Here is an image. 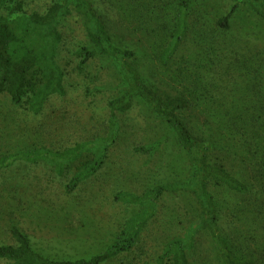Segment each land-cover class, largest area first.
<instances>
[{
    "label": "trees",
    "instance_id": "1",
    "mask_svg": "<svg viewBox=\"0 0 264 264\" xmlns=\"http://www.w3.org/2000/svg\"><path fill=\"white\" fill-rule=\"evenodd\" d=\"M225 1L53 0L40 11L30 10L29 0H0V93L27 116L46 122L49 103L66 96L70 63L64 65L62 55L70 50L66 27L71 20L80 24L85 37L80 52L75 53L81 57L79 73L101 56L122 85L117 96L103 101L110 112L105 133L74 143L48 144L38 137L32 144L7 147L0 154V180L5 176L0 193L17 191L21 184L19 194L11 199L52 212L82 211L107 217L116 215L119 206L135 211L103 252L75 260L51 258L12 223L13 242L0 244V259L7 264H105L133 256L131 264H149L151 259L153 264H192L189 252L197 236L206 233L223 264H264V227L256 232L259 235H244L233 217L220 208L212 190L221 188L242 196L247 213L253 215L252 225L264 222V92L262 97L255 93L242 100L241 108L233 109L235 98L224 102V109L229 106L232 114L222 119L226 123L217 128L218 136L214 132L210 136L202 129L207 121L202 109H209L211 102L210 80L194 78L189 63L179 62L182 49L190 43L191 55L198 50L203 54H196L195 60H209V69L218 75L225 76L226 70L241 63L259 71L264 79V0ZM246 8L252 12L243 15ZM143 40L150 44L149 51L138 46ZM224 84H218L222 86L218 94ZM138 101L169 126L192 171L187 179L159 184L144 193L114 195L104 173L123 134V116L133 112ZM59 114L53 119L51 113V122L39 124L37 132L46 127L52 140L62 141ZM219 115H215L216 123ZM77 123L72 120L70 125ZM135 151L152 155L155 150L140 145ZM12 170L19 174L16 185L7 179L8 174L2 176ZM180 193L196 199L197 219L155 253L149 231L159 217L160 202ZM231 239L239 246L252 241L251 250L258 258H239Z\"/></svg>",
    "mask_w": 264,
    "mask_h": 264
},
{
    "label": "rangeland",
    "instance_id": "2",
    "mask_svg": "<svg viewBox=\"0 0 264 264\" xmlns=\"http://www.w3.org/2000/svg\"><path fill=\"white\" fill-rule=\"evenodd\" d=\"M29 2L30 10L45 11L53 0H29ZM224 2L228 3L225 0ZM250 12L252 11L246 8L243 15ZM66 28L70 50H64L62 63L64 65L67 64L66 62L70 63L67 69V93L66 96L53 100L52 104L49 103L47 107L49 117L46 120V122H51V113L53 119L56 115H60L59 112L62 113L63 124L60 130H57L60 135L64 136L62 141L52 140L51 133L47 132L46 127L37 132L40 128L39 124L44 125L46 122L43 119L35 120L27 116L24 109L14 106L8 96L0 93V154L12 145L21 147L25 144H32L34 140L37 142L38 137H41L42 141L47 139L48 144L60 145L66 140L74 143L82 138L89 139L105 133L110 112L106 105L104 106L103 101L119 94L122 88L120 77L114 68L106 65L101 56L89 61L83 73H79L81 57L80 55L77 57L75 53L78 49L80 52V41L85 40L84 33L80 24L75 20H71ZM146 41L143 40V43L138 45L143 51H149L150 44ZM192 47L188 43L182 49L179 62L182 65L189 63L194 78L206 76L210 80L208 86L211 102L209 109L205 106L202 109L207 114V121L202 125V129L210 136L213 132L215 136H218L217 128L226 123L222 119L232 114L231 108L227 106L224 109L222 104L226 101L230 103V99L235 98L233 102L237 106L233 109H236L241 108L240 102L248 99L251 94L256 93L262 97L264 79L259 71L256 72L249 65L245 66L241 63L226 70L225 76L218 75L217 71L209 69V60L200 59V57L195 60L196 54H203L198 50L191 55L188 48ZM222 82H226L223 86L224 91L218 94L222 87L221 85L218 87V84ZM212 102L214 105H211ZM52 108L54 112H51ZM222 109L225 110L223 116ZM217 114L222 116L218 118V123L215 122ZM72 120L78 123L70 125ZM140 145L153 147L155 151L152 155L139 154L135 148ZM21 170L24 172L25 168ZM191 171L192 166L189 159L169 126L148 105L138 101L133 112L123 116V134L111 152L104 173V176L111 182L113 194L144 193L159 184L187 179ZM7 174L9 178H6L11 184L16 185L19 175L17 170L8 171L2 176ZM2 181H5V176L0 180ZM20 188L17 185V191L4 189L0 193L4 195V198H0V244L13 242L9 228L12 223H17L31 237L38 249L55 259L90 258L103 252L112 244L119 235L122 225L135 212L134 209L121 206L117 208L116 215L107 217L82 211L52 212L11 199V196L19 194ZM212 190L220 208L233 217L234 223L241 227L244 235L253 236L261 233L256 232L264 227V222L259 221L257 225H252L253 215L247 213L248 205L245 204L246 200L242 196L233 195L221 188ZM198 214L199 205L193 195L180 193L166 196L160 202L159 217L149 231V235L154 239L152 250L156 253L169 240L181 234L187 225L197 219ZM250 232L255 233L251 235ZM231 240L230 246L234 248L239 258H258V254L253 252V249L251 250L252 241H244L243 245L239 246L235 243L236 240ZM146 245L148 246V243ZM133 258V256H127L105 264H129ZM189 258L192 264H223L219 252L206 233L197 236L195 248L189 252ZM7 263L6 260L0 259V264ZM153 263L154 259H151L149 264Z\"/></svg>",
    "mask_w": 264,
    "mask_h": 264
}]
</instances>
